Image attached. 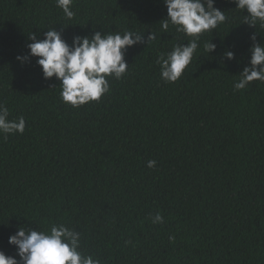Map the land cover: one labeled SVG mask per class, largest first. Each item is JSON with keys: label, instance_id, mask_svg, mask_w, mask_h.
<instances>
[{"label": "trees", "instance_id": "trees-1", "mask_svg": "<svg viewBox=\"0 0 264 264\" xmlns=\"http://www.w3.org/2000/svg\"><path fill=\"white\" fill-rule=\"evenodd\" d=\"M215 6L226 21L165 83L156 59L191 38L163 29V0H73L72 20L55 0H0V103L26 122L22 135L0 134V251L16 257L8 240L20 226L64 224L100 264H264V82L234 89L264 27L243 24L230 0ZM52 28L69 44L95 31L145 43L127 49L125 76L109 77L99 102L76 108L37 58L16 59L28 36ZM226 50L235 59L221 63ZM157 213L163 223L152 222Z\"/></svg>", "mask_w": 264, "mask_h": 264}, {"label": "clouds", "instance_id": "clouds-1", "mask_svg": "<svg viewBox=\"0 0 264 264\" xmlns=\"http://www.w3.org/2000/svg\"><path fill=\"white\" fill-rule=\"evenodd\" d=\"M242 10L243 24L256 28L259 23L264 27V0H230ZM167 8V18L162 20V27L167 30L169 24L175 26L176 32L191 39L187 44L178 43L172 51L161 53L156 59L160 69V77L165 83H175L182 78L185 70L191 64L196 53L200 36L214 30L226 21L225 12L215 6V0H163ZM57 8L61 9L65 19L72 20L73 0H55ZM257 34L250 39V66L244 67L240 80L234 84V89H245L253 81L264 82V44L257 43ZM44 38L38 39L37 34L28 36V55L17 56L21 65L37 58L44 79L56 78L60 83L61 100L72 107L79 108L90 102H99L110 91L109 77L122 79L129 65L125 60V52L138 44L145 43V35L125 31L122 35L103 34L95 31L90 37L74 36L69 44L56 28L43 33ZM157 35L151 32L147 36V44L155 41ZM204 50L215 53L217 45L212 42L204 44ZM235 53L226 50L222 54L224 60H234ZM9 109L0 103V134H23L26 122L23 117L18 120L9 119ZM156 166L155 160L147 161L148 168ZM153 223H163V217L157 213L152 218ZM174 239V238H172ZM81 234L64 224L53 225L48 231L33 230L24 226L9 237V244L17 249L16 257L6 256L0 251V264H100L92 256H84L79 251ZM130 243V241H129Z\"/></svg>", "mask_w": 264, "mask_h": 264}]
</instances>
